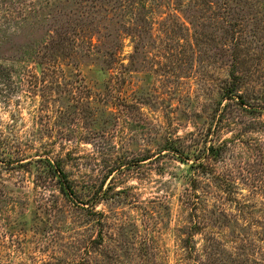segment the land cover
Here are the masks:
<instances>
[{"label": "rangeland", "instance_id": "rangeland-1", "mask_svg": "<svg viewBox=\"0 0 264 264\" xmlns=\"http://www.w3.org/2000/svg\"><path fill=\"white\" fill-rule=\"evenodd\" d=\"M179 4L0 0V264H68L94 240V264H109L108 252L130 264L125 252L142 250L148 236L161 251L152 264H202L207 252L216 264H264V116L238 106L220 114L223 73L189 48L211 13ZM74 13L87 17L72 35L88 49H58L48 63L23 55L70 28L63 20ZM239 17L259 50L250 66L264 77V8ZM111 52L118 64L107 62ZM201 134L196 144L221 155L209 176L165 148H191ZM49 161L75 183L74 201ZM196 202L208 227L192 252L184 241Z\"/></svg>", "mask_w": 264, "mask_h": 264}, {"label": "trees", "instance_id": "trees-1", "mask_svg": "<svg viewBox=\"0 0 264 264\" xmlns=\"http://www.w3.org/2000/svg\"><path fill=\"white\" fill-rule=\"evenodd\" d=\"M178 1H180L179 9L184 12L211 13V16L208 17L211 26L205 24L204 26L207 27L200 28L197 32V44L189 48L190 51H192L193 57H198L197 60L200 64L207 63L210 65L213 72L223 73L221 80L216 83L222 95V100L218 103L220 114L224 115V113H228L230 109L237 108L238 106L248 113L263 117L264 95L259 94V89L264 85V77L258 74L259 68H257V66L260 64H255L253 67L250 66L251 62L256 61V57L258 58L256 52L259 50L251 48V43L255 36L249 38L244 34V25L248 20H244L242 17L235 18V15L236 13L241 14L246 10L251 12V14H259L264 8V0H196L197 4L194 5L183 3L181 2L182 0ZM80 9H83V7ZM86 20L87 17L84 15L75 14V17H68V20H63V22H69L70 28L67 29L69 31L61 26V29L56 32L54 37L45 42L44 45L37 46L32 50L34 54H32L30 50H25L23 55L27 58L33 55L38 56L44 63H48L47 61L53 62V56H51V54L55 53L58 49H64V51L66 50L65 52L69 54L77 47H81L84 50L88 49L86 45L79 46V41L83 38L78 39L76 35H72V29L83 28L86 25ZM13 23L15 24V22ZM211 27L212 30H210ZM42 33L46 34L49 32L48 30H42ZM88 43L93 46L91 41L86 42L87 45ZM184 49L185 52L182 54L187 56V48L185 47ZM110 55L112 56L111 62H107L109 64L117 63L118 61L115 60L116 53L111 52ZM211 60L212 64H210ZM183 67L181 71L186 72L187 67ZM14 70L15 68L10 67L7 69V72L12 74ZM46 72L51 75L58 74L61 71L57 68L49 67L46 69ZM214 120L218 123L219 118ZM206 136L209 137V135ZM198 138L201 140L206 137L202 134L200 136H195V138H193L195 144L198 142ZM165 148L171 155H174V157L178 158L183 163L190 165V167L195 169L198 173L207 174V176L213 172L214 162L221 158L219 147L216 148L214 144L209 143V141H207L204 146H200V144L197 143L187 149L186 146H181L178 142L172 140L171 142L169 141V143L167 142ZM48 165L53 171L54 177L57 179L61 192L67 199L74 201V197H77L75 183L70 180L68 174L60 165L51 161L48 162ZM96 204L97 202L94 203V206H96ZM198 205V202L194 204L195 213L192 215V227L189 231V237L184 241L185 248H188L192 252L196 251V234L208 227L205 218L196 212L198 210ZM100 241L99 244L102 245L104 241L103 236L100 237ZM97 242L98 240L91 241V246L74 250L75 254L71 257L70 263L68 264H94L93 252L94 245ZM144 242L145 246L142 250L133 248L135 249L134 251L125 252L124 256L130 260V264H136L139 258L138 264H147V261L152 264L158 261L161 251L157 246L155 236L146 237ZM123 246L124 245L121 247ZM137 252L145 253L142 254V257H139ZM215 255L216 252H207L206 259L201 261L202 264H216ZM106 257L110 261L109 264H124L123 259L117 253L108 252ZM133 259H135V262H133ZM159 264H162L161 260Z\"/></svg>", "mask_w": 264, "mask_h": 264}]
</instances>
